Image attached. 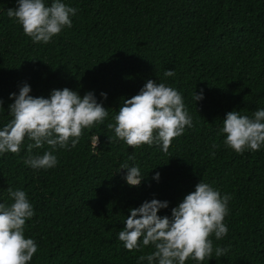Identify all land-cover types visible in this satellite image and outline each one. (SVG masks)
<instances>
[{
	"label": "trees",
	"instance_id": "16d2710c",
	"mask_svg": "<svg viewBox=\"0 0 264 264\" xmlns=\"http://www.w3.org/2000/svg\"><path fill=\"white\" fill-rule=\"evenodd\" d=\"M61 2L77 9L72 26L44 44L8 17L16 0H0V129L12 119L10 93L25 82L34 97L49 98L65 87L81 97L92 91L108 111L102 124L82 131L75 147L69 141L67 148L32 150L34 156L52 152L53 168L24 163L27 138L18 155L0 154V203H13L11 187L23 190L33 206L24 234L38 248L29 264H148L138 257L153 252L152 245L129 251L119 240L130 209L158 199L169 202L158 215L171 217L201 181L231 196L223 220L228 231L222 239L210 237L213 257L185 264H264V146L238 154L221 131L229 111L252 118L264 109V0ZM169 69L174 76H164ZM148 80L179 91L192 119L167 153L157 145L133 149L108 141L115 137L108 125L123 101ZM201 89L203 99L195 101ZM125 162L139 167L140 186L123 178ZM217 247L226 254L215 257Z\"/></svg>",
	"mask_w": 264,
	"mask_h": 264
},
{
	"label": "clouds",
	"instance_id": "9594fccd",
	"mask_svg": "<svg viewBox=\"0 0 264 264\" xmlns=\"http://www.w3.org/2000/svg\"><path fill=\"white\" fill-rule=\"evenodd\" d=\"M17 7L7 9L9 18L19 23L26 36L33 42L47 44L63 28L72 26L71 16L77 9L67 6L61 0H53L50 6L45 0H16ZM174 70H166L164 76L172 77ZM31 87L26 82L16 92L10 93L14 102L8 105L12 119L0 129V154L11 152L19 154L21 145L27 138L28 157L24 163L33 169H49L57 164V158L50 151L42 156L31 155L32 150L43 148L45 144L52 149L67 148L69 141L75 147L84 129H92L102 124L108 111L98 103L92 91L82 97L68 87L53 89L50 97L30 95ZM107 98V93H101ZM193 99H203V89L194 94ZM0 107L3 100L0 99ZM115 137L135 149L142 145L160 146L167 153L174 138L184 133L185 127H192L183 97L176 89L148 80L138 94L123 101L115 116ZM221 131L226 134L224 143L238 154L246 150L258 151L264 146V109L254 112L249 118L238 111H229L223 120ZM99 136L93 143L97 146ZM216 147V145H213ZM214 154V153H213ZM130 155L128 160H134ZM126 169L124 179L129 186L138 187L142 182L139 167L120 165ZM157 172L154 179L159 180ZM13 203H0V264H29L37 252V244L25 238L26 221L34 216L32 204L23 190L8 188ZM231 196L223 197L211 185L199 182L195 190L171 210V217H161L158 212L168 207V201L152 199L139 207L130 209V215L119 232V240L129 251L152 245L154 251L138 257L148 264H185L188 259L203 262L213 257L214 234L217 240L227 234L223 223L228 214L227 204ZM142 237V245L140 238ZM227 249L217 247L215 257H222Z\"/></svg>",
	"mask_w": 264,
	"mask_h": 264
}]
</instances>
